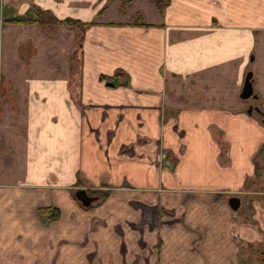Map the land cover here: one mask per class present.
Here are the masks:
<instances>
[{"label":"crops","instance_id":"0c3cea01","mask_svg":"<svg viewBox=\"0 0 264 264\" xmlns=\"http://www.w3.org/2000/svg\"><path fill=\"white\" fill-rule=\"evenodd\" d=\"M251 107L264 0H0V264H250Z\"/></svg>","mask_w":264,"mask_h":264},{"label":"water","instance_id":"95a60500","mask_svg":"<svg viewBox=\"0 0 264 264\" xmlns=\"http://www.w3.org/2000/svg\"><path fill=\"white\" fill-rule=\"evenodd\" d=\"M250 78H251V76L249 74L246 77L244 88L242 90L241 95H239V97H241L242 99H254V100H256L258 98V96L253 91V87H252V83H251ZM252 111L257 112L260 115L259 109H257V110L249 109L247 112H248V114H252ZM262 124H264L263 121H262ZM232 202H234V205L236 206V205H238L239 201L237 198H235L232 200ZM233 208L235 209L236 207H233Z\"/></svg>","mask_w":264,"mask_h":264},{"label":"flooded vegetation","instance_id":"af4514ba","mask_svg":"<svg viewBox=\"0 0 264 264\" xmlns=\"http://www.w3.org/2000/svg\"><path fill=\"white\" fill-rule=\"evenodd\" d=\"M250 109H255V110H257V109H259V112H260V115L257 113V112H255V114L256 115H258L259 117H260V119H261V122L263 121L264 122V111L261 109V108H259V107H251ZM263 125V127H264V124H262ZM263 150H264V148H263ZM261 170H262V172L264 173V157H263V159H262V161H261ZM263 181H264V176H263ZM234 205V204H233ZM263 256L264 255V250H263V252L262 251H259V257L261 258V256ZM261 261H262V263H264V259L263 258H261ZM260 261V262H261Z\"/></svg>","mask_w":264,"mask_h":264},{"label":"rangeland","instance_id":"374dc122","mask_svg":"<svg viewBox=\"0 0 264 264\" xmlns=\"http://www.w3.org/2000/svg\"><path fill=\"white\" fill-rule=\"evenodd\" d=\"M264 151V150H263ZM260 172V174H261V178L263 179V176H264V173L262 172V170H260L259 171ZM262 189H263V192H264V181H263V187H262ZM262 251V250H261ZM249 258H250V261H249V263L250 264H264V263H262V261H261V258H259V256H258V254L256 253V251H254V252H250V255H249ZM261 261V262H260Z\"/></svg>","mask_w":264,"mask_h":264},{"label":"trees","instance_id":"16d2710c","mask_svg":"<svg viewBox=\"0 0 264 264\" xmlns=\"http://www.w3.org/2000/svg\"><path fill=\"white\" fill-rule=\"evenodd\" d=\"M69 21H64V22H62V23H68ZM70 22H72V21H70ZM72 23H74V22H72Z\"/></svg>","mask_w":264,"mask_h":264}]
</instances>
